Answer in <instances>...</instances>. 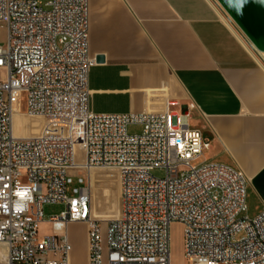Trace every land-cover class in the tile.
Returning <instances> with one entry per match:
<instances>
[{
    "label": "built area",
    "instance_id": "built-area-1",
    "mask_svg": "<svg viewBox=\"0 0 264 264\" xmlns=\"http://www.w3.org/2000/svg\"><path fill=\"white\" fill-rule=\"evenodd\" d=\"M48 5L0 0L7 27L0 46V264H72V223L88 226V264H171L174 223L184 227L189 264H264V210L244 216L248 177L220 164L192 165L211 145L190 126L189 113H94L89 0ZM23 98L22 113L42 122L36 135L15 134ZM130 125L142 134L129 135ZM78 146L84 165L75 164ZM95 169L114 170L120 184V215L104 228L92 216L87 174ZM19 190L30 193L21 213ZM54 203L67 210L40 238L43 207Z\"/></svg>",
    "mask_w": 264,
    "mask_h": 264
},
{
    "label": "crops",
    "instance_id": "crops-1",
    "mask_svg": "<svg viewBox=\"0 0 264 264\" xmlns=\"http://www.w3.org/2000/svg\"><path fill=\"white\" fill-rule=\"evenodd\" d=\"M89 5L90 53L104 58L90 72L91 110L189 113L190 126L211 145L206 162L248 177L246 216H258L264 210L261 52L209 0H89ZM71 261L88 264V249L80 263Z\"/></svg>",
    "mask_w": 264,
    "mask_h": 264
},
{
    "label": "rangeland",
    "instance_id": "rangeland-1",
    "mask_svg": "<svg viewBox=\"0 0 264 264\" xmlns=\"http://www.w3.org/2000/svg\"><path fill=\"white\" fill-rule=\"evenodd\" d=\"M52 0H41V5L45 11H49L48 5ZM7 42V27L5 24H0V46L5 47ZM3 73H0L2 78ZM20 113L18 115V128L16 133L21 136L36 135L40 131L41 121L39 119L31 118L24 115L26 112V100L21 101ZM15 125V124H14ZM26 126H31V129H25ZM16 129V128H15ZM143 128L140 125H130L128 127L129 135H141ZM206 159V160H205ZM207 161V154L201 157L193 166H198ZM86 162V153L81 147L76 148L75 164L84 165ZM76 174V173H73ZM108 174V178H101ZM157 177H164L165 173L161 171L154 172ZM90 183L91 199H92V216L93 219L101 221L104 228L106 222L117 218L121 210L120 184L117 173L110 169H95L87 174ZM97 178H95V177ZM76 187L75 184L71 186L68 193L69 198L75 197L72 194V189ZM67 210V206L63 203L45 204L43 207L44 222L39 227V237L43 238L50 236L53 233L49 221L53 217L60 216ZM246 216V213L244 214ZM68 235L73 246V253L71 257L80 263L85 258L88 248V226L84 223H72L68 226ZM171 236V264H189L184 256V227L180 223H174L170 227Z\"/></svg>",
    "mask_w": 264,
    "mask_h": 264
},
{
    "label": "water",
    "instance_id": "water-1",
    "mask_svg": "<svg viewBox=\"0 0 264 264\" xmlns=\"http://www.w3.org/2000/svg\"><path fill=\"white\" fill-rule=\"evenodd\" d=\"M216 1L255 49L264 53V0ZM96 61L102 63L104 58Z\"/></svg>",
    "mask_w": 264,
    "mask_h": 264
},
{
    "label": "bare ground",
    "instance_id": "bare-ground-1",
    "mask_svg": "<svg viewBox=\"0 0 264 264\" xmlns=\"http://www.w3.org/2000/svg\"><path fill=\"white\" fill-rule=\"evenodd\" d=\"M210 1V3L212 4V5H214V6H216L217 8H219L223 13H224V15H225V17L228 19V20H230V21H232V19L224 12V10L221 8V6L219 5V3L216 1V0H209ZM220 11V12H221ZM232 23H233V21H232ZM234 26L236 27V25L234 24ZM237 28V27H236ZM238 29V28H237ZM238 31H239V33L246 39V37L241 33V31L238 29ZM243 38V39H244ZM247 40V39H246ZM248 41V40H247ZM248 44L250 45V47H251V49H252V46H251V44L248 42ZM257 55H258V60L261 62V64L264 66V53H257ZM263 60V61H262ZM13 124H15L14 125V131H15V134L17 135V136H19L17 133H16V131H17V128H18V115L17 114H14V116H13ZM16 128V129H15ZM93 177H95V176H93ZM95 178H97V177H95ZM101 178H105V179H107L108 178V174H106V175H104L103 177H101Z\"/></svg>",
    "mask_w": 264,
    "mask_h": 264
},
{
    "label": "clouds",
    "instance_id": "clouds-1",
    "mask_svg": "<svg viewBox=\"0 0 264 264\" xmlns=\"http://www.w3.org/2000/svg\"><path fill=\"white\" fill-rule=\"evenodd\" d=\"M19 187V186H18ZM16 196L19 197V202L15 205V211L21 213L26 210V203H24L29 197L30 193L27 190H19L16 193ZM5 193L0 192V198L4 197Z\"/></svg>",
    "mask_w": 264,
    "mask_h": 264
}]
</instances>
